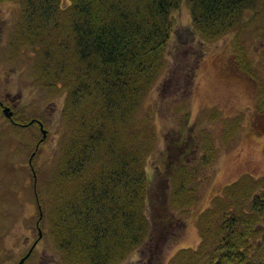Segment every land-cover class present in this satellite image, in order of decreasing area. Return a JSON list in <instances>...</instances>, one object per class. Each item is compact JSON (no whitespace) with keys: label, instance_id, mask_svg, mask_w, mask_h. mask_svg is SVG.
<instances>
[{"label":"trees","instance_id":"obj_1","mask_svg":"<svg viewBox=\"0 0 264 264\" xmlns=\"http://www.w3.org/2000/svg\"><path fill=\"white\" fill-rule=\"evenodd\" d=\"M185 1L199 39L210 42L235 32L233 67L257 89L252 131L264 136V82L248 65L238 33L250 17L245 15L257 12L263 0ZM181 3L22 0L18 34L12 40L15 46L33 50L40 86L49 94L64 96V131L45 183L39 186V174L33 176V193L42 208L39 222L47 220L51 238L67 264L121 262L149 242L153 230L147 216L151 209L159 213L156 222L176 226L168 235L172 242L199 202L198 165L183 159L193 142L197 148L200 141V137L193 141L185 136L190 118L187 96L192 92L199 58L181 66L180 92L174 90V94L179 92L174 98L181 101L169 104L178 124L173 129L174 141L167 139L166 144L175 158L165 162L163 172L157 166L152 169L158 183L146 171L148 159L158 147V134L152 110H141L166 68L172 12ZM176 63L178 66L175 58ZM34 120L44 123L34 116L25 124L19 120L11 126L28 128ZM2 141L8 148L13 139L0 131V144ZM205 145L211 153L198 163L203 168L214 157L212 140ZM0 169L10 171L11 162L1 160ZM210 203L196 218L201 238L198 248L178 251L172 262L264 264V176L240 177L224 186Z\"/></svg>","mask_w":264,"mask_h":264},{"label":"rangeland","instance_id":"obj_2","mask_svg":"<svg viewBox=\"0 0 264 264\" xmlns=\"http://www.w3.org/2000/svg\"><path fill=\"white\" fill-rule=\"evenodd\" d=\"M257 8V12L245 15V18L250 17L243 31L238 33L248 65L256 69L264 82V0ZM21 12L22 0H0V101L6 102L14 112L13 119L23 120V124L31 117H41L46 135L43 138L35 124L28 128H12L0 106V131L14 142L8 148L4 140L0 144V162L7 158L12 165L10 171L0 169V264H17L29 251L25 258L28 260L22 264H67L56 249L47 220L39 222L42 208L33 193V176L39 174V186L45 183L58 139L64 131L61 113L64 96L49 94L40 86L34 72L33 50L29 46H15L13 37L18 34ZM172 20L166 68L154 82L141 110H152L158 134V147L149 157L146 171L156 183L158 178L152 169L157 166L163 172L165 162L175 158L172 147L166 144L167 139L174 141L173 129L178 124L169 104L181 101L174 98L181 88V66L199 58L192 92L187 96L190 118L185 136L200 137V141L195 148L196 139H193L188 155L183 158L189 165H198L199 202L185 217L180 236L172 242L168 235L171 236L176 226L165 227L156 222L159 213L151 209L147 216L153 230L149 242L134 249L117 264H175L171 259L178 251L197 249L201 243L196 218L201 210L210 206L212 197L240 177L264 176V136L252 131L257 89L233 67L235 32L210 42L199 39L193 31L185 0L172 12ZM175 58L178 66L174 64ZM174 90L179 92L174 94ZM170 130L172 133L168 136ZM209 139L213 142L214 157L211 164L203 168L198 163L202 156L211 153L205 150V142ZM18 142L21 143L19 148ZM41 190L43 198L42 186ZM207 247L210 249L209 242Z\"/></svg>","mask_w":264,"mask_h":264},{"label":"water","instance_id":"obj_3","mask_svg":"<svg viewBox=\"0 0 264 264\" xmlns=\"http://www.w3.org/2000/svg\"><path fill=\"white\" fill-rule=\"evenodd\" d=\"M2 113H3V115H4L6 118H11V116H12V110H11L8 106H3V108H2ZM40 130H41V132H42V136H43V138H44L45 135H46V131L43 129V127H42L41 124H40ZM40 236H41V233H40V230H38V238H40ZM33 246H34V245H33ZM29 253H30V251H29L24 257H22V258L20 259V261H18L17 264H22L23 261H24V259L29 255Z\"/></svg>","mask_w":264,"mask_h":264},{"label":"flooded vegetation","instance_id":"obj_4","mask_svg":"<svg viewBox=\"0 0 264 264\" xmlns=\"http://www.w3.org/2000/svg\"><path fill=\"white\" fill-rule=\"evenodd\" d=\"M19 20H20V18H19ZM0 106H1V109H2V107L3 106H8L7 105V103L6 102H4V101H0ZM11 110H12V108L10 107V106H8ZM13 115H14V112H13V110H12V116H11V118H7L12 124H17V121H14V119H13ZM34 123L35 124H37L38 125V127H39V129H40V122L38 121V120H34ZM20 125V124H19ZM42 125V124H41Z\"/></svg>","mask_w":264,"mask_h":264}]
</instances>
